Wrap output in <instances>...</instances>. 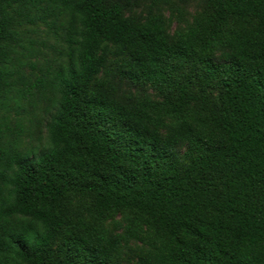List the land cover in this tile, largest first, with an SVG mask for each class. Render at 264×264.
Segmentation results:
<instances>
[{
    "label": "trees",
    "instance_id": "obj_1",
    "mask_svg": "<svg viewBox=\"0 0 264 264\" xmlns=\"http://www.w3.org/2000/svg\"><path fill=\"white\" fill-rule=\"evenodd\" d=\"M198 1L169 40L120 2L0 0V110L53 97L40 152L0 136V264H264V0ZM39 25L63 60L26 74ZM111 59L158 100L116 98Z\"/></svg>",
    "mask_w": 264,
    "mask_h": 264
},
{
    "label": "rangeland",
    "instance_id": "obj_2",
    "mask_svg": "<svg viewBox=\"0 0 264 264\" xmlns=\"http://www.w3.org/2000/svg\"><path fill=\"white\" fill-rule=\"evenodd\" d=\"M109 2H120L127 4L125 16L133 17L143 21L147 15H160L165 22V31L169 40L175 35L184 32L191 24L194 17L201 10V3L198 0H108ZM60 32L46 29L43 25L34 28L27 36L31 39V48L34 55L35 71L26 67L23 71L26 74L37 73L38 69L47 67L54 69L63 60L64 44ZM28 45V43L26 44ZM116 61L111 59L108 69L105 71L112 93L120 101L128 103L137 97L146 94L152 100H158L154 90L147 85L132 84L129 81L119 80L115 72ZM101 76V75H100ZM9 102L6 110H0V136L2 141L19 140L24 151L40 152L47 145L46 125L53 113L52 95H35L33 98L17 100V94L12 92L9 95ZM18 101V104L15 102ZM182 152V150H179ZM116 218L115 221H118ZM113 230V223L106 225ZM134 253L125 251L122 255L124 263H131L134 260Z\"/></svg>",
    "mask_w": 264,
    "mask_h": 264
}]
</instances>
